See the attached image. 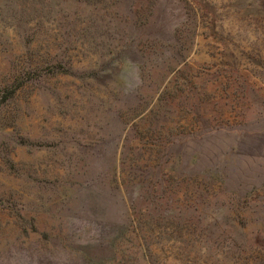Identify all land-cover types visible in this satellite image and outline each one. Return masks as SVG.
Here are the masks:
<instances>
[{
  "label": "rangeland",
  "instance_id": "obj_1",
  "mask_svg": "<svg viewBox=\"0 0 264 264\" xmlns=\"http://www.w3.org/2000/svg\"><path fill=\"white\" fill-rule=\"evenodd\" d=\"M0 264H264V0H0Z\"/></svg>",
  "mask_w": 264,
  "mask_h": 264
},
{
  "label": "trees",
  "instance_id": "obj_2",
  "mask_svg": "<svg viewBox=\"0 0 264 264\" xmlns=\"http://www.w3.org/2000/svg\"><path fill=\"white\" fill-rule=\"evenodd\" d=\"M153 162H155V160L154 161H151L150 164H153ZM147 166H149V165H147Z\"/></svg>",
  "mask_w": 264,
  "mask_h": 264
}]
</instances>
